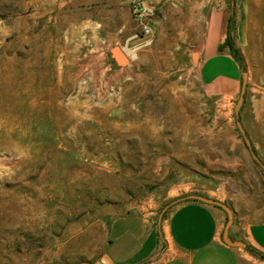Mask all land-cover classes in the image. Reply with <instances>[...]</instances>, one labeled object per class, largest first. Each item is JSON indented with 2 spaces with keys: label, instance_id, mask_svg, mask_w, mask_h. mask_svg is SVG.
<instances>
[{
  "label": "rangeland",
  "instance_id": "1",
  "mask_svg": "<svg viewBox=\"0 0 264 264\" xmlns=\"http://www.w3.org/2000/svg\"><path fill=\"white\" fill-rule=\"evenodd\" d=\"M67 1L0 0V264H102L111 220L144 202L158 217L201 178L229 179L238 211L220 203L264 220L247 210L264 203V172L243 151L239 95L206 97L180 27L189 15L135 49L130 13ZM250 9L239 122L264 165V4ZM244 251L240 264H264Z\"/></svg>",
  "mask_w": 264,
  "mask_h": 264
},
{
  "label": "crops",
  "instance_id": "2",
  "mask_svg": "<svg viewBox=\"0 0 264 264\" xmlns=\"http://www.w3.org/2000/svg\"><path fill=\"white\" fill-rule=\"evenodd\" d=\"M134 0H74L84 7H108L109 12L117 9L130 13ZM156 10L149 22L153 39L159 41L176 23L183 22L181 15L189 18L182 33L192 45L196 57L199 82L206 97L220 107L231 105L239 95L243 67L234 59L228 48L220 51L227 35V23L231 14L230 3L219 0L216 8L205 0H143ZM58 0H45L53 4ZM64 5L65 0H60ZM67 3H70L68 0ZM264 4V0H234L236 7V47L244 52L246 38L252 26L249 17L251 5ZM121 29V28H120ZM123 29V28H122ZM121 31V30H120ZM144 40L136 35L130 38L131 48L147 47ZM129 45V46H130ZM121 54L128 58L122 49ZM112 63L118 61L112 56ZM248 132L245 130V133ZM252 146L257 150L254 141ZM243 151L247 153L244 144ZM252 159V158H251ZM237 165V161L232 162ZM189 186L195 195L216 200L232 206L237 212V201L230 199V191L223 178H201L192 180ZM193 187V188H192ZM237 194L236 190L233 192ZM187 193H185L186 195ZM184 195V194H180ZM229 201L231 203H229ZM249 213L264 215V203H247ZM159 216V215H158ZM156 208L144 202L124 215L111 220L107 227L108 242L101 259L102 264H240L246 259L244 249L249 247L264 255V220L248 222L233 217L229 229L232 241L242 242L245 247H230L222 240L226 223L225 212L215 206L199 201H184L170 208L163 216L160 229L157 227Z\"/></svg>",
  "mask_w": 264,
  "mask_h": 264
},
{
  "label": "water",
  "instance_id": "3",
  "mask_svg": "<svg viewBox=\"0 0 264 264\" xmlns=\"http://www.w3.org/2000/svg\"><path fill=\"white\" fill-rule=\"evenodd\" d=\"M117 53L119 55H117ZM114 56L116 58V60L118 61V64L122 65L126 62V58L118 51V50H114ZM246 88H247V74L244 72L242 74V78H241V87H240V92H239V97H238V100L236 101L235 103V106H234V109H233V113H234V117L236 119V126H237V129L245 143V146L252 158V160L260 166V168L263 170L264 172V165L259 161V159L256 157L252 147H251V144L246 136V133L243 129V127L241 126L240 122H239V112H240V109L241 107L243 106L244 104V99H245V94H246ZM184 201H199V202H202L204 204H208V205H211V206H215V207H218L220 209H222L225 214H226V223H225V226H224V230H223V233H222V240L223 242L230 246V247H241V248H244L245 245L242 243V242H238V241H232L230 238H229V229L232 225V222H233V214L231 212V210L225 205V204H222L220 203L219 201H216V200H212V199H208V198H205V197H202V196H198V195H188V196H185V197H182V198H178V199H175L173 201H171L170 203H168L160 212L159 216H158V222H157V227L158 229H160V224H161V220L163 218V216L165 215V213L172 207H174L175 205L179 204V203H182ZM106 220V218L104 219Z\"/></svg>",
  "mask_w": 264,
  "mask_h": 264
},
{
  "label": "built area",
  "instance_id": "4",
  "mask_svg": "<svg viewBox=\"0 0 264 264\" xmlns=\"http://www.w3.org/2000/svg\"><path fill=\"white\" fill-rule=\"evenodd\" d=\"M130 14L140 29L139 37L144 40V45L149 43L153 39L149 22L155 17V8L143 0H134L130 5Z\"/></svg>",
  "mask_w": 264,
  "mask_h": 264
},
{
  "label": "trees",
  "instance_id": "5",
  "mask_svg": "<svg viewBox=\"0 0 264 264\" xmlns=\"http://www.w3.org/2000/svg\"><path fill=\"white\" fill-rule=\"evenodd\" d=\"M231 8L234 5V0H227ZM235 13L232 10L227 23V35L226 40L224 44L220 47V51H222L224 48H228L231 55L234 57V59L243 67V58L242 54L239 51V49L235 46V31H236V22H235Z\"/></svg>",
  "mask_w": 264,
  "mask_h": 264
}]
</instances>
